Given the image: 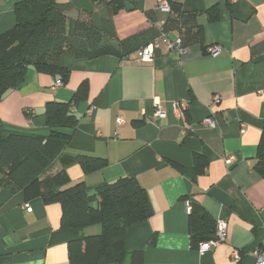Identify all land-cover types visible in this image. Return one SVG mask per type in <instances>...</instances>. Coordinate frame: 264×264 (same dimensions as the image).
Masks as SVG:
<instances>
[{
  "label": "crops",
  "instance_id": "0c3cea01",
  "mask_svg": "<svg viewBox=\"0 0 264 264\" xmlns=\"http://www.w3.org/2000/svg\"><path fill=\"white\" fill-rule=\"evenodd\" d=\"M20 1L0 0V33L16 25ZM58 1L72 4L69 17L96 25L110 14L92 0ZM130 1L132 10L112 15L119 39L169 16L156 9L158 0ZM177 1L198 13L205 46L217 45L219 53L206 52L200 43L184 54L158 52L145 62L66 53L59 62L70 75L62 86L54 87L59 75L31 67L26 82L0 100V117L11 129L48 134L42 114L47 102L70 101L86 81L87 95L73 107L80 121L69 147L106 158L107 165L85 173L73 164L68 175L72 184L84 181L92 188L134 177L146 189L153 214L128 228L126 249L141 251L143 264H232L239 249L241 264H256L264 239V176L254 168L264 122V0ZM214 5L220 18L209 21L206 10ZM142 7L154 10L155 24ZM158 106L167 114L160 120L153 117ZM208 117L215 127L202 123ZM192 203L227 221L226 240L205 254L191 244ZM61 216L60 203L0 187V264H71L68 244L51 241ZM92 231L98 228L86 232Z\"/></svg>",
  "mask_w": 264,
  "mask_h": 264
},
{
  "label": "trees",
  "instance_id": "16d2710c",
  "mask_svg": "<svg viewBox=\"0 0 264 264\" xmlns=\"http://www.w3.org/2000/svg\"><path fill=\"white\" fill-rule=\"evenodd\" d=\"M92 1L110 12L100 25L90 18L69 17L70 2L17 3L16 25L0 33V100L26 82L31 67L59 75L64 84L70 70L59 62L63 54L89 59L104 55L128 59L153 42L161 28L171 39L182 38L188 49L197 43L205 50L208 47L204 44L203 26L197 21L198 13L184 10L177 0H169L173 15L169 13L162 27L158 24L125 39L118 38L112 15L125 7L127 0ZM144 11L155 24L154 10ZM206 13L209 21L220 18L218 5ZM87 91L88 84L83 81L70 101L47 102L42 114L46 117L48 134L11 129L0 117V187L22 191L27 199L40 196L46 203L61 204V224L51 241L68 244L71 264H143L141 251L126 249V232L153 214L146 189L134 177H122L92 188L84 181L72 184L68 175L73 164H79L85 173L107 165L106 158L74 152L69 147L80 121L73 107ZM254 168L264 176V122ZM189 225L194 248L215 238L217 219L200 204H191ZM93 226L99 227V231L87 233Z\"/></svg>",
  "mask_w": 264,
  "mask_h": 264
},
{
  "label": "built area",
  "instance_id": "2783aa9c",
  "mask_svg": "<svg viewBox=\"0 0 264 264\" xmlns=\"http://www.w3.org/2000/svg\"><path fill=\"white\" fill-rule=\"evenodd\" d=\"M156 9H160L163 10L165 12H167L168 14L172 13L171 9H170V4H169V0H158L157 4H156ZM173 15V13H172ZM159 25L162 27L164 25V21H161L159 23ZM188 48L183 46V40L180 37H177L176 39H171L169 36V33L167 31H165L164 29H160V35L150 44H148L145 47H142L138 53L136 54V56L130 57L128 59L133 60V61H137V62H145V61H151L154 56L156 55L157 51H165L167 53H177V54H184L186 52H188ZM221 51V48L219 46H208L206 49V52H209L210 54H216L219 53ZM62 81H56L54 83V87L57 88L59 86H62ZM215 102H219L220 101V95L216 94L213 97ZM186 106V103H185ZM93 108L90 107L87 110L88 114H92L93 113ZM166 112L160 107L158 106L155 109L154 112V119L156 120H160L166 117ZM118 124L121 125L123 124V120L122 119H118ZM205 125H209L212 127L216 126V121L211 118L208 117L205 120H203L202 122ZM246 125H243V128H245ZM227 163H231L232 162V157H228L226 159ZM27 209H30V207L26 206ZM227 231H228V225H227V221L224 218H218L217 219V229H216V235L215 238L207 240V241H203L201 243H199L197 249L200 252V254H205L206 252H208L209 250H211L212 248L216 247L217 245H219L220 243L224 242L227 238ZM242 257H243V252L241 250H234L232 252V257H231V262L232 264H241L242 261ZM256 264H264V239L263 242L261 243V245L259 246V248L256 251Z\"/></svg>",
  "mask_w": 264,
  "mask_h": 264
},
{
  "label": "water",
  "instance_id": "95a60500",
  "mask_svg": "<svg viewBox=\"0 0 264 264\" xmlns=\"http://www.w3.org/2000/svg\"><path fill=\"white\" fill-rule=\"evenodd\" d=\"M125 8L128 10H132L134 8V5L132 4V2H130L129 0H127L125 2Z\"/></svg>",
  "mask_w": 264,
  "mask_h": 264
},
{
  "label": "rangeland",
  "instance_id": "374dc122",
  "mask_svg": "<svg viewBox=\"0 0 264 264\" xmlns=\"http://www.w3.org/2000/svg\"><path fill=\"white\" fill-rule=\"evenodd\" d=\"M98 228V231H99V227H97ZM92 232H95V231H92Z\"/></svg>",
  "mask_w": 264,
  "mask_h": 264
}]
</instances>
